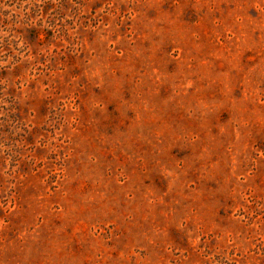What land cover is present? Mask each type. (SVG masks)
Segmentation results:
<instances>
[{
	"label": "rangeland",
	"instance_id": "374dc122",
	"mask_svg": "<svg viewBox=\"0 0 264 264\" xmlns=\"http://www.w3.org/2000/svg\"><path fill=\"white\" fill-rule=\"evenodd\" d=\"M0 264H264V0H0Z\"/></svg>",
	"mask_w": 264,
	"mask_h": 264
}]
</instances>
